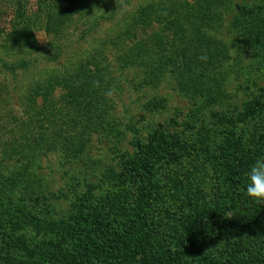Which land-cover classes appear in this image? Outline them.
<instances>
[{"label":"rangeland","instance_id":"rangeland-1","mask_svg":"<svg viewBox=\"0 0 264 264\" xmlns=\"http://www.w3.org/2000/svg\"><path fill=\"white\" fill-rule=\"evenodd\" d=\"M185 4L215 11L202 38L187 34L200 19L185 18ZM159 5L166 14L174 7L178 34L162 44L158 35L139 39L135 28L122 37L137 9L154 13ZM110 9V19L98 20ZM47 20L56 34L47 32ZM21 57L39 63L11 76L2 64ZM83 57L97 80L83 103L90 114L44 119L46 106L34 107L38 88L48 90ZM64 94L54 87L48 100ZM45 128L47 141L58 142L54 149L36 147ZM60 130L62 137H53ZM65 134L76 145L62 140ZM230 143L247 167L225 213ZM258 158L264 0H0V264H157L166 252L179 254L171 264H264V205L244 193L246 171ZM81 205L91 237L112 259L91 251L73 227ZM220 215L217 227L184 249L188 223ZM137 234L145 239L136 255Z\"/></svg>","mask_w":264,"mask_h":264},{"label":"trees","instance_id":"trees-1","mask_svg":"<svg viewBox=\"0 0 264 264\" xmlns=\"http://www.w3.org/2000/svg\"><path fill=\"white\" fill-rule=\"evenodd\" d=\"M90 2L94 3L95 0H89ZM214 2H223L225 0H210ZM80 3H77L75 6H79ZM167 6V5H166ZM186 12H183V15L185 14V18H188L190 15H192V17L199 18L200 22L199 24H194V26L191 27L190 31H186L187 34H191L194 35L195 37H203V35L205 34V28L206 26H208V23H211L212 18L215 16V11L207 6V7H202L198 10H194L195 6H191L190 9L188 10V5H186ZM167 10V14L165 13V8L162 9V6L159 5V7H157V11L154 13H151V10L148 8H140L137 9V14H138V19L137 21L135 20L134 23L131 25H129L127 28V30L125 29V31H123L121 33L122 37L127 38V34L130 28H135L136 31H134V35L137 36L139 35H145L147 36L148 34L150 35H154L159 37L160 39V43L162 44L163 42H167L171 37H173L175 34H178L179 30L177 31L175 29V26L180 27L181 25L178 23H174L172 22V19H170L171 14H173V10L174 7L170 8ZM105 11H107V16ZM104 13L105 15H103L102 17L98 18V20H101L103 17L104 19H110L111 15L113 14V9L110 10H105ZM190 11V12H189ZM197 12V13H196ZM201 12V15L199 16L198 13ZM166 17V18H165ZM98 20L95 22H98ZM151 21H156L159 23V27H161V29L159 30V28H157L156 30H152V24ZM47 22H49L47 20ZM162 24V26H161ZM55 24L52 23V21H50L47 25V32L49 34H56L55 28H54ZM132 30V29H131ZM53 31V33H52ZM12 32V30H11ZM182 32V31H181ZM137 34V35H136ZM143 36H137L139 39H143ZM183 35H181L182 37ZM183 39V38H182ZM9 43H13L10 42ZM27 46L26 48H28V46L30 45V43H28V41H26ZM9 44V45H10ZM16 46L19 49H24L22 43H15ZM26 45V44H25ZM138 49V48H137ZM100 52V51H99ZM100 54H105L104 50H101ZM89 57V56H88ZM35 63H39V60H33L30 57L27 59H24L23 57H21L20 59H17L16 61H13L11 63H7L5 62L4 64H2V66L4 67L5 71H8L9 74H11V76H13L14 71L17 72H26L28 70H30L31 68V64H35ZM75 68L73 69V71L68 72L66 77H61V76H57L55 78H52L54 80V83L51 85L49 84V89L46 90L44 88H38L39 92L41 94H39L40 96V101L41 104H39V106H35L36 107V111L37 108L41 109L43 106L45 107L44 112L42 111V116H45L44 119H47V114H52V117H59L62 118L65 121H68L71 118L76 119L77 118V114L78 113H82L85 114L87 113L88 115L90 114L88 112L90 106H86L84 103V101H88L91 100V89L93 90V86L95 85V82L97 81L95 78V81L93 82L90 77L88 75H90L89 70L93 69L92 64H90L89 59H84L80 58L78 61L75 62L74 64ZM34 66V65H33ZM95 69H97V66L94 67ZM105 69H109V68H105ZM37 82V81H36ZM34 84V86H39V83ZM60 86L62 90L65 91V94L58 100H55V104L54 101L50 102L51 100H48V97L51 95V92L53 91L54 87H58ZM86 90H88V94L86 92ZM36 99V96L34 95V97L32 98V101H34ZM50 102V103H49ZM39 116V115H37ZM36 116V117H37ZM31 119H29V122L31 124H33L32 128H34V124L35 119L33 116H30ZM46 123V122H45ZM39 125H44L42 122H39ZM28 130L31 129L29 126L27 128ZM46 129L45 128V133L42 135H38V138H42L44 141L43 144H36L37 140L35 142L36 147H45V149H49L52 148L54 149V145H57L58 142L55 141H47L49 138L45 137L47 136L46 134ZM35 129H32L31 132L33 134ZM62 133L63 131L60 130L58 131V133H53V137H57V138H61L62 137ZM65 139L62 140H68L70 141V145H76V142H74L73 139H69L71 138L69 135H64ZM61 140V141H62ZM232 143H230L229 149H230V154L227 158H225L224 163H223V169H224V179L226 181H228L229 184V192H228V197L227 200L224 202L223 207L225 210H223L222 212L227 213L230 209L231 206L234 205V203L236 202V186H237V190H238V185L240 182V175L243 173L244 169L247 167V164H244L241 159L239 158L238 155V150L234 148V146L231 145ZM141 145V144H140ZM71 147V146H70ZM140 149H143V146H139ZM146 170V169H145ZM147 171V175L143 181H145V183L147 182V184H150L152 181V174L149 173L148 170ZM149 197L147 192L143 193V198ZM146 200H143V202L141 204H145ZM75 213L73 215V227H76L78 229L77 232H79V234L81 235V237L84 239L85 244L87 245V247L93 251V252H97L98 254H102V256H104L106 259H112L113 258V253L111 251H108L109 249L106 248V246L103 243L97 242L96 239H94L93 237H91V232L89 231V222L85 216V213L82 211V205L78 206L77 208L75 207ZM227 209V210H226ZM221 219V215L219 217L213 218L212 216L209 217H202L201 219H193L190 223H188L187 228H186V235L184 237V241H183V247L184 249H191L193 247V245L195 244V242L197 241V239L200 237V235L207 233L208 231H211L214 227H217V225H219ZM139 225L141 227H144V223L142 220H140ZM142 231L143 228H142ZM144 236L142 234H137V236L135 237L134 241L136 244V249L134 250V253L140 254L139 252L144 249L143 246V242H144ZM173 254V253H172ZM178 253H174L172 256L169 252H166L164 254V256H161L159 258V260L157 261V264H171L173 263L174 259L178 256ZM182 255V254H181ZM135 256H132L130 259L134 258ZM131 264H147V262H140V260L138 259V262L135 261Z\"/></svg>","mask_w":264,"mask_h":264},{"label":"clouds","instance_id":"clouds-1","mask_svg":"<svg viewBox=\"0 0 264 264\" xmlns=\"http://www.w3.org/2000/svg\"><path fill=\"white\" fill-rule=\"evenodd\" d=\"M244 193L253 203L264 205V158L256 159L247 169Z\"/></svg>","mask_w":264,"mask_h":264}]
</instances>
